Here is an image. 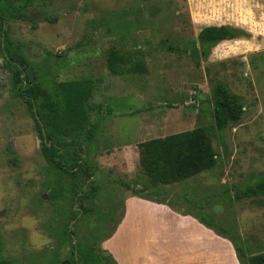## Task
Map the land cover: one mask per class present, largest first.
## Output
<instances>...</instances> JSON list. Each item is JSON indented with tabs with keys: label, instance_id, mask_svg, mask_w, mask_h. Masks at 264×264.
I'll return each mask as SVG.
<instances>
[{
	"label": "rangeland",
	"instance_id": "1",
	"mask_svg": "<svg viewBox=\"0 0 264 264\" xmlns=\"http://www.w3.org/2000/svg\"><path fill=\"white\" fill-rule=\"evenodd\" d=\"M0 13V259L119 264L104 243L131 195L213 230L229 246L225 264H247L264 251V195L241 193L264 177V0H31L14 15ZM209 23L246 35L207 54L198 34ZM113 52L120 73L109 67ZM17 63L37 93L32 104L15 87ZM86 78L94 88L90 122L62 140L85 165L59 179L35 109L53 82ZM220 81L243 110L224 131L214 117ZM198 127L216 153L212 170L173 183L145 172L140 142ZM146 233L125 229L116 240L125 264H147ZM79 243L90 250L86 262Z\"/></svg>",
	"mask_w": 264,
	"mask_h": 264
},
{
	"label": "trees",
	"instance_id": "2",
	"mask_svg": "<svg viewBox=\"0 0 264 264\" xmlns=\"http://www.w3.org/2000/svg\"><path fill=\"white\" fill-rule=\"evenodd\" d=\"M13 1L0 0V10L14 15L15 11L19 10L22 5L24 6L31 2V0H24L20 5L15 6ZM3 16V13H0V20L2 21ZM244 35L246 33L237 27L208 25L200 30L198 40L202 51L208 54L209 48L219 42ZM119 61H121L120 55L117 52H113L109 62L112 72L120 73ZM21 64L17 63L16 65L15 87L19 95L27 98L29 103L32 104L30 99L34 98L37 100V93L28 84V75L21 68ZM23 74H25V77H22ZM93 89V82L89 78L55 81L43 93L45 96L43 101L38 102V114L44 125L47 137L46 140L41 124L36 119L41 137L44 140V153L49 162L55 166L59 179H62L67 174H74L76 168L85 165L81 162L80 157L68 156L62 140L68 135L78 136L84 130L85 125L90 122V112L87 103L92 96ZM213 95L216 128L219 131H224L233 122L242 117V106L238 103L236 96L231 93L222 81L216 84ZM139 149L145 172L153 179L164 183L183 181L201 172L212 170L217 163L216 153L202 127L142 141L139 143ZM69 160H71V163H69ZM241 193L246 195H264V177L258 178L255 183L250 184ZM238 196L239 194H237ZM88 210L89 208H86L85 212ZM201 221L207 225L211 224L206 218H201ZM234 246L238 257L243 262L244 252L236 243H234ZM78 250L80 257L84 256L83 260L86 262L87 254L90 253V250L84 248L81 243L78 244ZM113 260L116 262L115 259ZM0 264L17 263L15 259L2 258L0 259ZM247 264H264V251L249 256Z\"/></svg>",
	"mask_w": 264,
	"mask_h": 264
},
{
	"label": "crops",
	"instance_id": "3",
	"mask_svg": "<svg viewBox=\"0 0 264 264\" xmlns=\"http://www.w3.org/2000/svg\"><path fill=\"white\" fill-rule=\"evenodd\" d=\"M208 25H222L209 23ZM203 26V27H205ZM202 27V28H203ZM147 217L143 220L142 217ZM142 222V225L140 224ZM143 228L150 237L142 246L143 263L147 264H225L226 241L213 230L195 221L189 215L175 213L162 202H156L131 195L127 198L126 213L113 236L104 243V247L114 254L119 264H125L123 251L115 242L126 229ZM133 249L136 245L132 244ZM131 259L130 264H140ZM237 264V262H235Z\"/></svg>",
	"mask_w": 264,
	"mask_h": 264
},
{
	"label": "water",
	"instance_id": "4",
	"mask_svg": "<svg viewBox=\"0 0 264 264\" xmlns=\"http://www.w3.org/2000/svg\"><path fill=\"white\" fill-rule=\"evenodd\" d=\"M35 112H36V116H37V118H38V120H39V122H40V124H41L43 135H44L45 139L47 140V137H46V131H45L44 125H43V123H42V121H41V119H40V116H39V114L37 113L36 109H35ZM49 144H50V143H49Z\"/></svg>",
	"mask_w": 264,
	"mask_h": 264
}]
</instances>
